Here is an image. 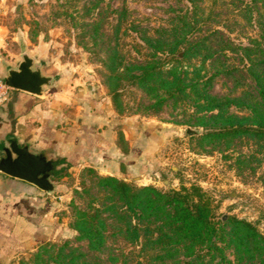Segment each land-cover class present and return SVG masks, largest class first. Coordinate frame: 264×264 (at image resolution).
Listing matches in <instances>:
<instances>
[{"label":"rangeland","instance_id":"1","mask_svg":"<svg viewBox=\"0 0 264 264\" xmlns=\"http://www.w3.org/2000/svg\"><path fill=\"white\" fill-rule=\"evenodd\" d=\"M249 2L206 0L204 17L213 11L210 28L194 30L188 39H204L205 53L184 57L185 45L171 54V44L183 36L175 21L185 0H0L2 74L19 60L21 45L43 50L46 71L66 79L72 92H85L94 110L111 118L116 144L133 164L122 162L117 177L96 165L57 168L55 191L46 200L54 236L6 264H59L71 250L86 253L71 224L77 212L105 204L101 179L108 177L161 191L197 186L212 198L217 218L246 220L264 235V141L211 136L258 121L250 114L259 97L257 75L248 68L261 60L257 14L264 11L259 4L243 10ZM146 74L149 83L139 84ZM195 83L229 103L220 104L221 112L204 111V100L195 101L189 89ZM183 85L188 87L181 93ZM113 241L107 251L117 260L106 253L98 256L101 263L134 264L136 250Z\"/></svg>","mask_w":264,"mask_h":264},{"label":"trees","instance_id":"2","mask_svg":"<svg viewBox=\"0 0 264 264\" xmlns=\"http://www.w3.org/2000/svg\"><path fill=\"white\" fill-rule=\"evenodd\" d=\"M205 1H200L197 6V0H185L188 6L179 9L180 17L175 23L181 24L183 36L172 40L171 54L185 45L184 57L204 55L205 40L188 39L194 30L203 31V27H209V14L213 11L204 17ZM247 4H243V10L254 9L259 4L264 11V0H250ZM257 15L261 43L256 47V54L261 60L251 62L248 72L257 75L259 97L254 99L257 107L251 108L250 114L258 121L250 124L253 127L240 123L211 136L220 139L249 137L264 141V14ZM216 25L219 24H213ZM215 32H218L217 28L212 29V33ZM148 77V74L138 77V83H149ZM206 81L202 88L207 86ZM187 87L181 86L180 92H186ZM202 88L199 89L197 83L189 86L195 101L204 100V111L221 112L220 104L229 103L211 96ZM61 165L70 167L65 160L55 162L56 168H63ZM101 182L108 191L105 204L91 209L92 213L77 212L71 224V229L76 232V241L86 242V253L79 249L71 250L59 264H102L98 256L106 253L108 260L115 262L117 257L107 251V247L116 238L136 250L134 264H264V235L256 224L236 217L217 218V207L201 188L182 186L178 190L167 191L151 186L133 188L110 177L101 179ZM77 251L79 254L74 255ZM90 253L92 257L88 258Z\"/></svg>","mask_w":264,"mask_h":264},{"label":"crops","instance_id":"3","mask_svg":"<svg viewBox=\"0 0 264 264\" xmlns=\"http://www.w3.org/2000/svg\"><path fill=\"white\" fill-rule=\"evenodd\" d=\"M27 51L42 62L43 50ZM18 62L14 60L8 68ZM43 72L57 81V88L45 97L9 90L0 108V156L3 146L14 141L53 163L65 160L69 168L96 165L101 173L117 177L122 162L132 166L116 144L111 118L94 110L85 92H72L66 79H58L45 67ZM47 195L32 184L0 173V264L24 253L32 243L54 236V227L49 228L54 222L47 213Z\"/></svg>","mask_w":264,"mask_h":264},{"label":"water","instance_id":"4","mask_svg":"<svg viewBox=\"0 0 264 264\" xmlns=\"http://www.w3.org/2000/svg\"><path fill=\"white\" fill-rule=\"evenodd\" d=\"M44 64L30 55L26 47L21 45L19 62L7 68L2 76L4 85L10 90L43 98L57 88L56 78L43 72ZM53 161L46 155L31 152L27 146L20 147L16 142L4 145L0 156V173L11 178L25 181L45 193L55 191L51 181Z\"/></svg>","mask_w":264,"mask_h":264},{"label":"built area","instance_id":"5","mask_svg":"<svg viewBox=\"0 0 264 264\" xmlns=\"http://www.w3.org/2000/svg\"><path fill=\"white\" fill-rule=\"evenodd\" d=\"M9 90L10 89L4 85L2 79V59L0 57V108L6 102Z\"/></svg>","mask_w":264,"mask_h":264},{"label":"flooded vegetation","instance_id":"6","mask_svg":"<svg viewBox=\"0 0 264 264\" xmlns=\"http://www.w3.org/2000/svg\"><path fill=\"white\" fill-rule=\"evenodd\" d=\"M53 166H54V168H53V170L51 171V175H52V177H53V175H54V172H55V170H56V167H55V162L53 163Z\"/></svg>","mask_w":264,"mask_h":264}]
</instances>
